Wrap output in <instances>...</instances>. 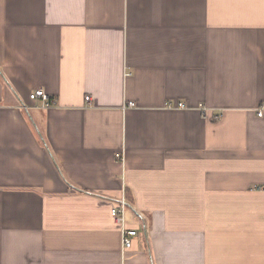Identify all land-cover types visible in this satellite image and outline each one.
Instances as JSON below:
<instances>
[{
    "label": "crops",
    "instance_id": "crops-1",
    "mask_svg": "<svg viewBox=\"0 0 264 264\" xmlns=\"http://www.w3.org/2000/svg\"><path fill=\"white\" fill-rule=\"evenodd\" d=\"M0 264H264V0H0Z\"/></svg>",
    "mask_w": 264,
    "mask_h": 264
},
{
    "label": "built area",
    "instance_id": "built-area-1",
    "mask_svg": "<svg viewBox=\"0 0 264 264\" xmlns=\"http://www.w3.org/2000/svg\"><path fill=\"white\" fill-rule=\"evenodd\" d=\"M30 100L33 102L40 101L42 107L50 108L56 104L55 99L49 95L44 89H37L30 93ZM86 100H90V96L86 97ZM128 106H135L134 102L128 103ZM176 108H185L186 105L182 102H178L175 106ZM262 110L258 111V116H262ZM116 158L124 161L123 153H116ZM118 203L111 208V216L114 219L115 223L120 227L122 234V241L124 249H129L133 245V238L137 236L138 231L136 229L128 227L126 223V209L127 204L124 197H122Z\"/></svg>",
    "mask_w": 264,
    "mask_h": 264
}]
</instances>
